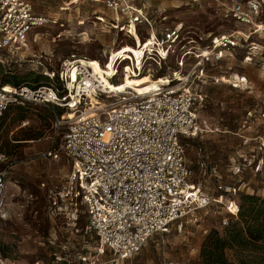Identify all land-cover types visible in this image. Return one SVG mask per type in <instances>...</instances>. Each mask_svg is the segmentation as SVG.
<instances>
[{"label":"rangeland","instance_id":"rangeland-1","mask_svg":"<svg viewBox=\"0 0 264 264\" xmlns=\"http://www.w3.org/2000/svg\"><path fill=\"white\" fill-rule=\"evenodd\" d=\"M60 3L61 0H33L36 14L57 23L49 21L34 27L26 47L10 52L0 49V83L16 77L19 84H45L46 78H41L42 83L33 80L40 74L34 63L38 56H45L46 65L56 70L72 55L102 65L112 48L128 45L133 49L132 39L104 30L96 20V16L109 18L112 14L100 0H75L66 11L58 9ZM151 3L164 11L169 25L182 23L186 31L158 75H170L184 49L194 50L221 34L251 31L227 17L228 0H151ZM251 43L257 45L255 56L245 53ZM242 44L219 64L205 66L200 79L192 68L191 54L184 58L185 67L181 71L182 76L190 73L185 88L195 94L199 126L196 135L183 137L192 171L190 181L202 194L216 198L215 201L192 210L163 232L152 235L135 255L121 264H197L205 235L213 229L222 232L221 222L227 217L226 202L218 197V184L240 185L244 194L264 197V147H259V138L264 135V29L250 35L247 45ZM146 67L156 71L154 63ZM240 76L247 79V84L237 87L233 83L237 84ZM120 77L121 71L113 81L118 83ZM20 105L25 118L16 120L13 109L2 118L0 145L5 128L9 138L20 128L28 127L41 135L20 142L10 153L0 149V156H4L0 158V168L8 170L5 203L9 212L8 219L0 221L1 261L110 264L111 254L107 250L100 252L96 235L86 229L82 200L73 196L69 180L72 161L65 153L57 160L39 157L49 146L60 142L64 128L56 134L54 113L64 110L27 102ZM237 166L240 172L235 170ZM229 256L232 257V251Z\"/></svg>","mask_w":264,"mask_h":264},{"label":"built area","instance_id":"built-area-1","mask_svg":"<svg viewBox=\"0 0 264 264\" xmlns=\"http://www.w3.org/2000/svg\"><path fill=\"white\" fill-rule=\"evenodd\" d=\"M72 1L61 0L58 9L68 10ZM100 1L112 14L109 18L96 16V20L104 30L132 39L138 53L123 52V45L112 48L107 61L100 63L102 67L110 65L109 76L86 57L72 55L51 70L47 58L38 56L34 63L47 82L34 86L0 83V120L8 107L21 102L64 110L54 113L56 134L64 128L60 142L39 157L57 160L65 153L70 158L69 180L73 196L85 206L86 229L96 235L99 251L111 254L110 264H121L152 235L215 201L190 181L192 171L183 137L196 135L199 126L195 94L185 88L190 73L181 75L184 58L193 55L196 78L203 77L205 66L219 64L240 42L247 45L250 35L264 29V0H228L227 17L251 31L221 34L194 50L184 49L170 75L157 73L183 40V24L169 25L168 16L151 0ZM49 21L57 23L36 14L33 0H0V49L10 52L26 47L30 31ZM256 51L257 45L251 43L245 53L255 56ZM149 63H154L156 71L146 67ZM119 71L118 83L127 76L145 74L157 86L144 92L126 89L109 93L104 78L116 84L113 80ZM160 79L165 82H157ZM236 81L233 85L237 87L247 84L244 76ZM91 96L98 104L91 101ZM259 147H264V135L259 138ZM235 170L240 172L241 168ZM7 175V168H0V221L9 217L5 203ZM240 188L234 184L217 186L221 192L218 197L226 202L227 209L222 227L238 212L236 194Z\"/></svg>","mask_w":264,"mask_h":264},{"label":"trees","instance_id":"trees-1","mask_svg":"<svg viewBox=\"0 0 264 264\" xmlns=\"http://www.w3.org/2000/svg\"><path fill=\"white\" fill-rule=\"evenodd\" d=\"M41 75L37 74L33 80L42 83L41 78L45 77ZM29 77L30 75L26 80H29ZM3 83L19 85L16 77ZM12 109L16 120L25 118V110L20 104L8 107L2 118L4 116L6 118ZM8 133V129L5 128L1 134L0 149L5 153L12 152L20 142L37 139L41 135L30 127L20 128L10 138ZM243 191L241 188L238 189L236 194L238 212L235 216L229 217L223 231L213 229L205 235L200 245L197 264H264V197L244 194ZM230 251L232 257L229 256Z\"/></svg>","mask_w":264,"mask_h":264},{"label":"bare ground","instance_id":"bare-ground-1","mask_svg":"<svg viewBox=\"0 0 264 264\" xmlns=\"http://www.w3.org/2000/svg\"><path fill=\"white\" fill-rule=\"evenodd\" d=\"M123 48H124L123 52H128V53L134 52L135 54H137L136 53L137 50L135 47H133V49H132L130 46L127 45L126 47H123ZM94 66L96 69L103 70L104 72H106L108 76L112 74L111 69L104 68L97 63H94ZM109 68H110V65H109ZM157 82L164 83L165 80L160 79V81H157ZM104 86H105V89L109 93L110 92H122L126 89H132V90H135L138 92H144V91L150 90L152 88H155L157 86V84H156L155 80L150 79V77H148L144 74V75H141L138 77H128L127 76L124 81H121V82L116 83V84H114V83L110 82L109 80H107L106 78H104ZM91 101L94 103L96 102V100L92 96H91ZM96 104H98V102H96Z\"/></svg>","mask_w":264,"mask_h":264}]
</instances>
